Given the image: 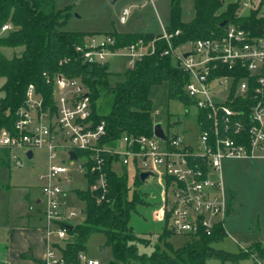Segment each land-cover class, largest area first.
<instances>
[{
  "label": "built area",
  "instance_id": "obj_1",
  "mask_svg": "<svg viewBox=\"0 0 264 264\" xmlns=\"http://www.w3.org/2000/svg\"><path fill=\"white\" fill-rule=\"evenodd\" d=\"M238 16L243 11L256 10L260 23L249 29L237 24H225L220 35L187 41L178 47L172 38L179 30L169 32L162 27L153 40L139 39L125 47L111 49L114 41L108 35L89 36L74 50L89 64L108 62L117 50L126 49L127 65L155 50V41L162 39L166 48L161 55H171L174 63L186 75L184 93L188 104L185 114L193 110L196 132L192 143L183 133L165 139L154 135L122 134L114 146L102 142L105 123L93 124L90 100L78 79L63 74L48 78L52 85L51 103L44 102L42 92L30 83L23 104L15 111L12 129L0 128V150L14 166H21L20 155L35 149H45L49 166L38 179L43 204L46 233L45 264H63V258L50 240L54 234L62 242L67 237L66 225L77 212L63 215L59 198L68 189L70 169L66 161L77 163V169L96 174L94 182L85 189L96 192V202L108 201L106 194V162L131 166L139 179L141 172L149 176L141 182L147 200L155 201L153 217L167 221L171 233L188 238L210 236L217 226L223 227L228 216V196L221 180L224 159L264 162V1L238 0ZM127 11L120 17L126 20ZM9 25L1 27L8 30ZM85 152L75 160L68 151ZM63 152L65 157L53 163ZM89 163V166L86 164ZM155 191L147 192V187ZM158 200V201H157ZM224 228V227H223ZM56 241V242H57ZM78 264H100L84 252Z\"/></svg>",
  "mask_w": 264,
  "mask_h": 264
},
{
  "label": "trees",
  "instance_id": "obj_2",
  "mask_svg": "<svg viewBox=\"0 0 264 264\" xmlns=\"http://www.w3.org/2000/svg\"><path fill=\"white\" fill-rule=\"evenodd\" d=\"M264 1V0H263ZM238 0H193V17L182 21L179 0H170L169 32L179 30L173 36L172 45H179L199 38H208L221 34L220 24H237L249 29L260 23L257 11L238 16ZM68 16L67 9H57L55 0H0V30L5 24L8 30L0 34V48L16 51L10 58L0 54V128L12 129L15 111L23 104L25 90L32 83L42 92L44 102L51 103L52 85L47 79L63 74L70 79H78L85 87L90 100L91 120L93 124L105 123V136L102 142L114 146L122 134L151 135L154 121L153 102L150 90L155 85L167 83L170 98L188 104L184 93L187 77L174 63L171 55H161L166 48L162 39L155 41V50L137 60L132 68L123 73V79L111 86L108 83L109 62L89 64L84 62L74 50L75 45L83 44L89 37L97 34L108 35L113 47L121 48L139 39L149 42L157 37L153 33H122L110 31L76 32L66 31L62 26ZM79 157L85 152L77 151ZM7 156L0 150V163ZM89 166V163L86 164ZM106 162V180L108 191L106 199L96 202L97 193L88 189H74L76 196L84 204L82 223L67 229V237L61 244L55 245L60 252L63 264H78V256L85 251L86 242L94 232L105 236V245L111 249L112 258L107 264H207L211 257L238 259L244 253L230 254L212 246L225 235L222 226H217L212 235H200L191 238L178 248L168 241L171 231L167 221L158 235L157 243L149 253L140 252L139 246H147L142 236L134 234L129 224L133 212L151 203L147 194L139 188L141 181L135 178L132 195L127 186V174L112 171ZM87 184L94 182L96 174L86 172ZM228 214L231 211V197H228ZM257 256L264 258V248L257 249Z\"/></svg>",
  "mask_w": 264,
  "mask_h": 264
},
{
  "label": "rangeland",
  "instance_id": "obj_3",
  "mask_svg": "<svg viewBox=\"0 0 264 264\" xmlns=\"http://www.w3.org/2000/svg\"><path fill=\"white\" fill-rule=\"evenodd\" d=\"M227 1V0H225ZM170 0H55L57 9H67L68 16L63 30L76 32L110 31L118 32H154L161 33V25L167 26ZM181 6V18L189 21L193 17V0H179ZM127 11L126 20L120 22L123 12ZM1 34V30H0ZM101 34H97L100 39ZM16 51L2 50L0 54L10 58ZM128 51L120 49L114 55L108 57L109 70L108 83L113 86L123 79V73L128 69L126 57ZM3 79L0 78V86ZM2 93L0 92V96ZM150 99L153 102L152 118L155 123H160L168 135L171 133H183L185 141L192 143L196 132L195 114L190 110L185 114L184 103L178 99L169 97L167 83L155 85L150 90ZM65 157L63 152H58V157L53 163H58ZM22 165L14 166L9 159L0 163V211L5 215L8 211L32 209L33 217L38 218V210L43 209L42 204H36L37 199H42L40 186L43 181L38 177L44 174L49 166L48 153L45 149H35L33 157L20 155ZM69 167V189L64 192V197L59 202L65 207V213L77 212L71 219L72 225L83 221V202L78 199L74 189L86 188V180L77 169L76 162L66 161ZM116 173L127 174V186L130 195L135 189L136 172L128 166L126 169L120 164L115 165ZM221 180L227 196L231 197V211L224 219L225 235L212 243L216 249H221L230 254L244 253L246 256L238 259H226L211 257L207 264H254L251 256H257V249L264 248V162L224 159L221 165ZM144 185L140 184L142 189ZM84 190V189H83ZM155 191L154 187H147V192ZM28 197V199H27ZM155 201H150L147 207H141L138 212H133L130 217V225L134 234L141 235L149 244L140 245L139 251L149 253L157 237L143 235L148 231H154L159 223L153 217ZM158 201V200H157ZM54 234L50 240L59 245L62 242L56 240ZM66 239V238H65ZM190 238L171 234L169 241L174 248L181 247ZM57 241V242H56ZM84 254L88 258L97 259L100 264H107L112 258L111 249L105 245V236L101 232L92 233L87 242ZM264 264V261H262Z\"/></svg>",
  "mask_w": 264,
  "mask_h": 264
},
{
  "label": "crops",
  "instance_id": "obj_4",
  "mask_svg": "<svg viewBox=\"0 0 264 264\" xmlns=\"http://www.w3.org/2000/svg\"><path fill=\"white\" fill-rule=\"evenodd\" d=\"M169 11L170 2L168 10V22ZM247 13L248 11H243L242 15H245ZM162 27L166 26L161 25V28ZM141 32L155 34L154 32ZM7 49L8 48H1V51ZM70 176L71 175H69V180L71 179ZM85 180L87 183L86 177ZM67 189H69V185ZM62 197H64V195ZM35 202L36 204H42V199H37ZM31 210L32 209H21L16 211L14 210L12 212L8 211L5 215L1 214L0 211V264H45L46 233L44 230L43 209L38 210V218L33 217ZM65 210V207L62 205L61 211L63 215H66ZM69 221V225L75 223L71 221V219ZM156 222L159 223V227H156L154 231H148L147 233H143L144 236L152 235L158 237V235L162 231L164 224L157 220ZM251 257L254 260V264H263L262 261H264V258H260L254 255Z\"/></svg>",
  "mask_w": 264,
  "mask_h": 264
},
{
  "label": "water",
  "instance_id": "obj_5",
  "mask_svg": "<svg viewBox=\"0 0 264 264\" xmlns=\"http://www.w3.org/2000/svg\"><path fill=\"white\" fill-rule=\"evenodd\" d=\"M110 1L113 2V0H110ZM225 24H226V21H223L220 24V26L223 27ZM153 133H154L155 136H157V137H159L161 139H165V134L163 132V128H162L161 124L158 123V122L157 123H154V125H153ZM68 154H69V158L70 159L75 160L76 157H77L76 153L73 150L68 151ZM27 157L28 158H31L32 157V152L31 151H29L27 153ZM149 174H150L149 172H141L139 174V180L141 182H144V180L149 176ZM64 189L66 190L67 189V186H64ZM66 228L68 230H71L72 229V225H69L68 224V225H66Z\"/></svg>",
  "mask_w": 264,
  "mask_h": 264
}]
</instances>
